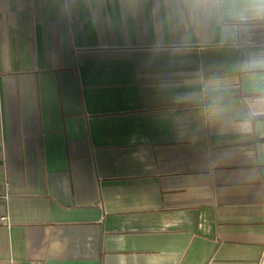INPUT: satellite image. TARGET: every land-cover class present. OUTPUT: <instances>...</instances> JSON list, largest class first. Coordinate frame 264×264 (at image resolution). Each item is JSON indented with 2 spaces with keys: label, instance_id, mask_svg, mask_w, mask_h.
Returning <instances> with one entry per match:
<instances>
[{
  "label": "crops",
  "instance_id": "crops-1",
  "mask_svg": "<svg viewBox=\"0 0 264 264\" xmlns=\"http://www.w3.org/2000/svg\"><path fill=\"white\" fill-rule=\"evenodd\" d=\"M0 264H259L260 0H0Z\"/></svg>",
  "mask_w": 264,
  "mask_h": 264
},
{
  "label": "built area",
  "instance_id": "built-area-1",
  "mask_svg": "<svg viewBox=\"0 0 264 264\" xmlns=\"http://www.w3.org/2000/svg\"><path fill=\"white\" fill-rule=\"evenodd\" d=\"M0 200H6V196L0 198ZM0 222H2V224L4 226H8V218L6 216L0 217ZM259 264H264V247L262 249V253H261L260 260H259Z\"/></svg>",
  "mask_w": 264,
  "mask_h": 264
},
{
  "label": "clouds",
  "instance_id": "clouds-1",
  "mask_svg": "<svg viewBox=\"0 0 264 264\" xmlns=\"http://www.w3.org/2000/svg\"><path fill=\"white\" fill-rule=\"evenodd\" d=\"M260 3H261V4H264V0H260Z\"/></svg>",
  "mask_w": 264,
  "mask_h": 264
}]
</instances>
